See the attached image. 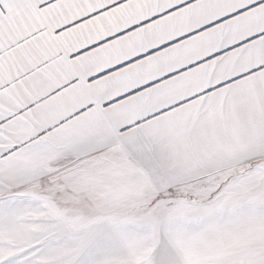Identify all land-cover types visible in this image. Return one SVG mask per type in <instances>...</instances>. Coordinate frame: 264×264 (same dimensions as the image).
<instances>
[{"label": "snow or ice", "instance_id": "obj_1", "mask_svg": "<svg viewBox=\"0 0 264 264\" xmlns=\"http://www.w3.org/2000/svg\"><path fill=\"white\" fill-rule=\"evenodd\" d=\"M0 264H264V0H0Z\"/></svg>", "mask_w": 264, "mask_h": 264}]
</instances>
